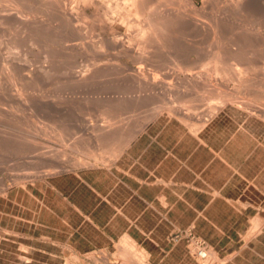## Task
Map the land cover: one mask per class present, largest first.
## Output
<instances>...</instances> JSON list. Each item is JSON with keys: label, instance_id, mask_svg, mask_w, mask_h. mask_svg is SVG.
I'll return each mask as SVG.
<instances>
[{"label": "bare ground", "instance_id": "6f19581e", "mask_svg": "<svg viewBox=\"0 0 264 264\" xmlns=\"http://www.w3.org/2000/svg\"><path fill=\"white\" fill-rule=\"evenodd\" d=\"M80 2L81 11L94 8L87 16L92 18L89 31L86 15H78L61 0H0V147L24 153L38 145L34 136L49 133L47 128L57 129L58 135L66 133L63 121L68 106L57 92L50 94L52 87L59 86L67 98L81 95L102 121L90 126L85 139L93 143L91 156L107 147V155L115 159L163 111L169 120L187 124L195 137L228 107L264 126V0ZM100 9L105 11L99 13ZM117 11L133 17L135 33L123 36L104 28L95 43L84 41L109 12ZM109 17L112 21L111 13ZM79 20L84 27L74 26ZM21 43L27 46L22 58L11 53ZM3 47L7 54L1 53ZM27 55L40 60L32 63ZM82 56L87 57L83 58L87 66L79 64ZM57 73L61 78H55ZM206 102L208 118L196 117L194 111ZM139 110L146 112L135 118ZM26 111L46 117L49 124L40 127ZM124 119L133 121L130 129L123 127L130 123ZM84 141L76 143L75 153L88 151ZM58 157L57 152L49 153L38 160L46 168L43 176L61 168ZM256 232L252 229L248 237ZM121 255L128 257L122 264H135L130 250ZM205 259L213 264V251L206 249Z\"/></svg>", "mask_w": 264, "mask_h": 264}, {"label": "rangeland", "instance_id": "374dc122", "mask_svg": "<svg viewBox=\"0 0 264 264\" xmlns=\"http://www.w3.org/2000/svg\"><path fill=\"white\" fill-rule=\"evenodd\" d=\"M61 1L78 15H86L85 22L84 20L83 22L87 26L79 20L74 22L76 28L85 26V29H90L88 24L92 18L87 16L94 10L93 7L81 11L80 0ZM109 3L113 5L112 1ZM104 11V9L98 10L99 13ZM26 12L29 11L26 10ZM110 13L113 17V19L111 17L112 21L109 17ZM133 21V17H126L123 11L113 12V14L109 12L103 23L96 26L94 31L87 33L84 41L95 43L102 36L99 34L103 33L101 29L104 30V28L117 30V33L123 36L126 33H135L138 26L130 24ZM88 29L86 30L89 31ZM5 50L6 48L3 47L1 53L7 54L9 50ZM25 51H27V46L21 43L12 49L11 53H17L16 55L22 58ZM31 56L27 55L32 63L40 60V58ZM83 58L87 57H79L78 62L81 66H87L88 61ZM55 78H61L60 73H57ZM59 87L56 89L52 87L50 94H58V97L61 95L64 99L59 98L68 106L64 110L63 121L66 133L58 135L57 129L51 131L47 128L49 133L34 136L37 138H34V141L38 145L24 152L25 154L20 152L14 154L8 150L9 153L0 147V187L5 188H0V264H122L128 261V257L124 258L121 255L126 249L130 250L134 258L132 261L135 264H157V259L150 257L149 251L144 246L122 233L125 220L121 213L125 210L130 215L131 206L128 203L124 210L121 206L125 199L131 196L132 189L140 185V181L132 176L133 173H138L142 181L151 184L154 181L155 183L162 182L158 175L157 178L147 179L146 168L154 169L155 175L159 172L163 174L162 180L168 185L176 181L184 182L186 186L193 181L194 184H198L200 182L198 177L202 174L204 177L208 176L206 177L208 181L222 187L226 185L228 178H234L237 185L243 188L250 187L252 192L263 198L264 126L247 118L245 112L228 107L213 119L214 121H210L211 124L209 123L204 132L200 134L201 136L199 135L200 139H196L188 133L187 124L182 125L177 120H169L167 111H163L160 118L152 119L153 121H149L142 128V132L136 133L129 147L115 159L107 155V147L101 149L100 155L91 156L88 154L93 143L86 141L90 134V126L100 124L102 121L93 108L85 106L80 99L81 95H75L77 97L72 100L62 95ZM58 97L55 99L59 100ZM76 99H79L78 102ZM208 103H202L194 111L196 117L208 118L205 115ZM145 112L146 110L136 111L134 117L137 118ZM26 116L40 124V127L49 124L46 117L36 112L26 111ZM127 122L130 123L123 124V127L130 129L133 121L124 119V123ZM82 140H85L88 147L84 155L80 152L75 153L74 150L76 143ZM37 148L42 150H37ZM56 152L59 153L58 160L61 168H57L58 171L52 174L43 176L41 172H44L46 168L43 167L41 160H38L48 156L49 153ZM213 158L214 161H218V166L215 172L214 167H211L213 172L210 175L211 169L208 167L210 170L204 172V168ZM86 159L88 163L90 161V164L97 166H89V168L87 162L83 165ZM163 160L168 162L165 168L159 166ZM17 182L20 186L16 184ZM178 187L170 186L169 193L172 198L175 197L174 193L178 191ZM184 187H181V192L185 191ZM259 209L261 214L264 213V203L260 204ZM87 214L94 216L96 224L103 225L111 218L112 222L105 230L102 229V225H92L85 220L84 215ZM226 221L229 222L227 219L221 220L225 223ZM125 237L128 238L127 242L124 241ZM169 241L184 243L188 255L187 264L208 263L206 262L208 256L204 258L206 261L200 259V263H197V256L193 252L194 241L201 240L189 230L171 233ZM130 244H133L132 249L128 248ZM204 244L206 249L216 254L210 244L209 246L206 242ZM221 245L224 246L220 254L223 257L228 254L230 245L228 242H222ZM259 245L256 251L264 254V241H261ZM213 260V264H218L228 260V257L218 260L215 255ZM174 262L176 259L168 258L161 264H173ZM237 262L238 264H264V259L257 254H245L238 258Z\"/></svg>", "mask_w": 264, "mask_h": 264}, {"label": "crops", "instance_id": "0c3cea01", "mask_svg": "<svg viewBox=\"0 0 264 264\" xmlns=\"http://www.w3.org/2000/svg\"><path fill=\"white\" fill-rule=\"evenodd\" d=\"M190 136L200 139L192 134ZM217 163L214 158L210 159L204 172H208L211 167H214L215 172ZM167 164L168 162L163 160L159 166L165 168ZM146 170L147 179L157 178L158 175L162 182L154 181L151 184L142 181L138 173H133L132 176L140 181V185L132 189L131 196L125 199L121 206L122 210L128 203L131 206L130 215L125 210L121 213L125 220L122 233L144 246L149 251V256L157 259V264L168 258L176 259L173 264H187L188 255L184 243L169 241L171 233L185 229L197 239L206 242L208 246L210 244L218 260L228 257V260L218 264H238L237 259L245 254H257L264 259V254L256 251V247L264 241V221H261L264 219V213L261 214L259 211L260 204L264 203V195L261 198L252 192L250 187L243 188L237 185L234 178H228L226 185L218 187L206 179L207 175L204 177L201 174L198 177L200 178L198 184H194L193 181L186 186L184 182H172V185L179 186L178 191L174 193L175 197L172 198L169 193L172 185L162 180L163 174L159 172L155 175L154 169ZM212 172L213 169L210 170V175ZM144 185L147 187H143ZM181 187H184L185 191L181 192ZM84 217L92 225H102L96 224L93 215L87 214ZM224 219L229 222H221ZM111 222L112 218L102 225V229L106 230ZM252 229L257 232L254 236L248 237ZM125 240L128 238L125 237ZM222 242H228L230 245L228 254L223 257L220 256L224 250ZM196 258L199 260L197 263H200V259Z\"/></svg>", "mask_w": 264, "mask_h": 264}, {"label": "built area", "instance_id": "2783aa9c", "mask_svg": "<svg viewBox=\"0 0 264 264\" xmlns=\"http://www.w3.org/2000/svg\"><path fill=\"white\" fill-rule=\"evenodd\" d=\"M193 252L199 259H204L206 257V246L204 242L194 241Z\"/></svg>", "mask_w": 264, "mask_h": 264}]
</instances>
